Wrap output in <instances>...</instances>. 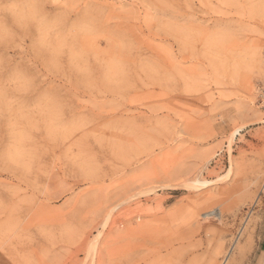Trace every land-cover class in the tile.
Returning a JSON list of instances; mask_svg holds the SVG:
<instances>
[{"label": "rangeland", "instance_id": "1", "mask_svg": "<svg viewBox=\"0 0 264 264\" xmlns=\"http://www.w3.org/2000/svg\"><path fill=\"white\" fill-rule=\"evenodd\" d=\"M227 256L264 264V0H0V264Z\"/></svg>", "mask_w": 264, "mask_h": 264}, {"label": "bare ground", "instance_id": "2", "mask_svg": "<svg viewBox=\"0 0 264 264\" xmlns=\"http://www.w3.org/2000/svg\"><path fill=\"white\" fill-rule=\"evenodd\" d=\"M106 225H107V223H106ZM252 225H253V224H252ZM104 227H105V226H104ZM250 227H251V226H250ZM249 230H250V229H249ZM97 238H98V237H97ZM97 238H96V239H97ZM94 247H95V244H94ZM94 247H93V248H94ZM93 248H92V249H93ZM95 251H96V250H95ZM95 251H94V252H95ZM94 255H95V254H94ZM142 256H143V255H142ZM148 256H149V255H148ZM138 258H139V257H138ZM140 258H141V257H140ZM86 259H87V258H86ZM216 259H217L216 257H210V258H208V259L206 260L205 264H216ZM228 259H229V258H228V256H227V258H225L224 261H223L221 264H226V263L228 262ZM139 260H140V259H139ZM134 263H135V262H134Z\"/></svg>", "mask_w": 264, "mask_h": 264}]
</instances>
